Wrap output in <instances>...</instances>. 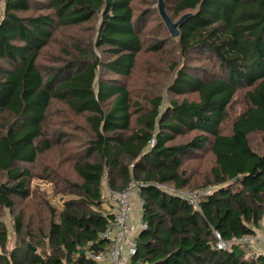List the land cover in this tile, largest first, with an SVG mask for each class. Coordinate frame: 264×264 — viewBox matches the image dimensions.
Wrapping results in <instances>:
<instances>
[{
	"label": "trees",
	"instance_id": "16d2710c",
	"mask_svg": "<svg viewBox=\"0 0 264 264\" xmlns=\"http://www.w3.org/2000/svg\"><path fill=\"white\" fill-rule=\"evenodd\" d=\"M147 1L139 9L134 0H0V216L24 204L11 249L0 217V264H92L87 253L108 244L100 238L110 220L104 180L116 191L141 183L145 226L130 264H264V254L234 242L256 229L264 235V0H167L178 34L157 10L167 36L148 50L172 42L181 61L206 63L174 61L168 91L176 97L145 107L121 80L132 75L152 5L162 0ZM84 26L91 33L72 36L74 54L62 46L58 65L40 63L56 32ZM242 90L243 107L226 130ZM53 100L66 111L51 134ZM72 115L84 122L82 139L66 128ZM252 134L262 135L260 152ZM50 153L62 158L42 175L71 196L60 208L30 189L33 177L43 178L34 171L40 156ZM203 154L212 164L195 181L188 164ZM64 163L76 180L57 170ZM189 189L202 191L199 209L180 193ZM212 228L228 248L216 249Z\"/></svg>",
	"mask_w": 264,
	"mask_h": 264
},
{
	"label": "rangeland",
	"instance_id": "374dc122",
	"mask_svg": "<svg viewBox=\"0 0 264 264\" xmlns=\"http://www.w3.org/2000/svg\"><path fill=\"white\" fill-rule=\"evenodd\" d=\"M163 7L165 5L166 8H169L170 3L166 0H162ZM134 4L137 8L142 9L144 7H150L151 5L148 4L147 0H134ZM152 7L156 10L155 16H152L148 19L146 22V26L143 29L142 32V40H143V52L138 55L136 65L132 71V75L128 78H124V80H121L125 83V85L128 87L130 92L134 95V97H137L143 104L148 105V101L154 97L160 96L162 98V104H167L171 99L176 97L174 94L168 91V85L171 83V79L175 72L172 71V63L174 61H177L182 64L181 59L179 58V52L177 50L175 43H167L164 48H161L160 50L156 52H152L148 50V47L157 41H164L165 37L167 36L166 29L164 30V25L161 23L160 17L156 18L158 15V3H155L152 5ZM167 14L171 16V12L167 9H165ZM98 22V21H97ZM97 23L95 24V26ZM153 28V29H152ZM164 32L166 34H164ZM91 31L87 28V26H84L83 28H80V30H73V29H65L64 31L60 32L59 34L56 32L54 34L55 42L46 48L44 50L42 57L40 58V63L44 65V67H53L55 65H58L59 63L56 62V60L62 56V53L59 50V47L66 46L70 53L74 54V48L72 46V42L74 38L73 35L76 37H88L90 35ZM175 39V38H171ZM174 42V41H173ZM80 47L83 46V43L79 44ZM89 44L86 45L88 48ZM95 53L99 54V50L95 49ZM184 63L195 65L199 63H206L205 60H202L201 62L196 60L195 58H188ZM177 70V68H176ZM108 77V76H107ZM110 78V77H109ZM111 79V78H110ZM242 90L239 92V94L236 96V100L233 103L229 114V121L227 123V129L230 126V123L232 119L236 116V114L239 113L240 109H242L244 104V97ZM182 96H179V99H181ZM187 97L189 99H193V94H187ZM66 107L64 104L53 100L52 101V107L50 108V115L53 116L51 118V121L47 127V130L50 131L51 134L54 133L58 129L57 124L60 123L61 119L65 116ZM67 123H70L66 128L68 129H74L76 130L75 137L76 138H83V120L81 117L77 116H67ZM65 122V123H66ZM261 134H252L250 136V142L254 149H256L258 152L262 150L261 145ZM59 154V153H58ZM50 153V154H44L41 155L37 165L35 166V173L40 175L43 178H39L38 176H35L32 178L30 183V189L33 192H41L45 195V199L49 202L50 205L54 206L55 208H60L61 204L64 200L70 198L71 196L69 194L61 193V187L62 182H54L55 178H51L48 176L47 178H44L42 173L47 170L50 167H55V160L61 159L62 156ZM212 164L211 157H208L207 154H203L196 162H190L188 165L189 169H197L199 176L193 177L195 181H198L200 178H202L204 175H206L207 171L209 170L210 165ZM57 170L64 176L68 177L72 181L76 180V177H74V174L72 172V169L69 164L64 163L60 167H57ZM103 188H105L107 192V185L105 180L103 181ZM169 191H174L171 189V187L166 188ZM198 190H181L180 192L184 193H193V192H199ZM103 195L105 194V191H103ZM29 205L31 208H33V205L31 204V199H29ZM105 200V197H104ZM137 201L134 199V204ZM138 203V202H137ZM24 204L17 203L15 207V212H17ZM26 210L28 207L24 206ZM135 209V208H134ZM134 211V210H133ZM132 211V213H133ZM15 212L12 214L8 212V210L2 211V217L1 219L5 222L7 229H8V248L11 249L14 246L15 243V234L13 231V219L15 217ZM132 215V214H131ZM135 215V214H134ZM138 221H136V227H138ZM255 235H258V237H262V232L260 229L255 230ZM254 235V236H255ZM252 247L255 252L256 249L260 247L264 249V244L259 242V244L252 242ZM245 247V246H244ZM247 249V248H246ZM249 250V249H248ZM37 251V250H36ZM251 252V251H249ZM129 261H127V264Z\"/></svg>",
	"mask_w": 264,
	"mask_h": 264
},
{
	"label": "built area",
	"instance_id": "2783aa9c",
	"mask_svg": "<svg viewBox=\"0 0 264 264\" xmlns=\"http://www.w3.org/2000/svg\"><path fill=\"white\" fill-rule=\"evenodd\" d=\"M141 183L136 181H129L127 186L121 190H107L105 197V210L110 216V220L107 223L105 229L101 232L100 238L107 241V246L99 252L89 251L88 257L92 260V264H130V260L137 252V239L138 231L145 225L142 220H138L137 229L133 230L130 226V219L135 204L134 199L142 204V198L139 193ZM202 191L193 193H184L189 204L199 209L198 198ZM212 232L215 237L216 249L223 250L228 248L229 242L222 239L221 235L212 228ZM234 242H239L247 248L248 251H253L252 242L256 244L261 242L264 244V235L258 237L257 235H251L235 239Z\"/></svg>",
	"mask_w": 264,
	"mask_h": 264
},
{
	"label": "water",
	"instance_id": "95a60500",
	"mask_svg": "<svg viewBox=\"0 0 264 264\" xmlns=\"http://www.w3.org/2000/svg\"><path fill=\"white\" fill-rule=\"evenodd\" d=\"M158 10H159V14H160L164 24L166 25L168 31L170 32L171 36L172 37L177 36V34H178L177 29H176L177 23H172L169 20V18L167 17V15L164 12L163 3L161 1H159V3H158ZM27 249H29L32 252H35V250H36L34 247H32L30 245H27Z\"/></svg>",
	"mask_w": 264,
	"mask_h": 264
},
{
	"label": "crops",
	"instance_id": "0c3cea01",
	"mask_svg": "<svg viewBox=\"0 0 264 264\" xmlns=\"http://www.w3.org/2000/svg\"><path fill=\"white\" fill-rule=\"evenodd\" d=\"M103 191H105V194L107 193L106 190H105V188H103ZM104 197H106V195H104ZM105 206H106V203L104 202L103 203L104 209H105ZM134 208L135 209H134V211H133V213L131 215V219H130V226H131V228L133 230L137 229V227H136V221H138V220L141 219V206H140V204L136 202ZM258 244H259V242H258ZM258 246L259 247L256 249V251H257L256 253H262V254H264V249L262 247H260V244Z\"/></svg>",
	"mask_w": 264,
	"mask_h": 264
}]
</instances>
